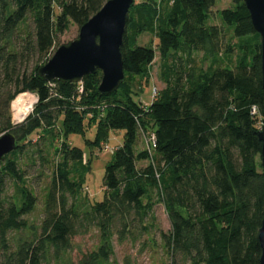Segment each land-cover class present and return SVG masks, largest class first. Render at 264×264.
<instances>
[{
    "label": "trees",
    "instance_id": "1",
    "mask_svg": "<svg viewBox=\"0 0 264 264\" xmlns=\"http://www.w3.org/2000/svg\"><path fill=\"white\" fill-rule=\"evenodd\" d=\"M106 1L0 0V135L9 132L16 140L15 150L0 159V264L57 263L71 238L90 227L99 231L100 245L76 264H112L113 237L119 243L143 240L145 249L156 232L164 264H259L264 174L256 132L264 98L260 37L243 0H232L219 18L233 26L236 38L255 39L238 47L252 49L249 61L243 52L231 67L220 59L233 47L223 43V26L208 24L215 0H134L120 47L124 81L115 93H98L99 71L80 83L39 77L69 26L80 28ZM142 34L155 38L154 48L137 45ZM156 51L164 88L144 105L133 86L148 84ZM195 53H203L207 69L190 66ZM23 93L37 102L13 126L9 105ZM116 131L123 132V142L105 166L103 199L79 209L75 202L84 181L71 175L77 167L87 172L91 158L83 164L85 154L70 136L85 140L91 133L85 146L92 151ZM142 138L145 148L139 149ZM48 152L59 161L39 233L15 240L12 233L27 229L24 217L36 205L25 185L26 169L48 165ZM9 182L19 185L20 204L5 197ZM158 202L170 221L167 234L156 228ZM122 264L133 263L125 257Z\"/></svg>",
    "mask_w": 264,
    "mask_h": 264
},
{
    "label": "rangeland",
    "instance_id": "2",
    "mask_svg": "<svg viewBox=\"0 0 264 264\" xmlns=\"http://www.w3.org/2000/svg\"><path fill=\"white\" fill-rule=\"evenodd\" d=\"M142 0H136L139 2ZM233 7L232 0H215L214 6L212 8L211 16H209L208 24L211 26H223L225 32V41L224 45H230L233 47L232 52L228 57L222 55L220 59L225 63L224 65L232 66L240 53H246L248 61L251 57V48L247 49H238L243 42L251 41L255 43V39H251V35L242 38H236L233 34V26L223 25L219 18V13L222 10L229 9ZM79 34V27L76 25H70L69 29L60 37L59 47L62 45H67L70 42L77 39ZM260 44V39L258 40ZM137 45L154 48L155 47V38L150 34H142L137 39ZM51 58V57H50ZM210 63L208 60H203V53H195L191 57L190 66H193L197 69H207ZM140 81H136L133 86L134 96L139 98L144 105H149L153 101L154 94L164 88V85L160 81V58L159 54L156 51L155 58L150 66L149 70V81L148 84H138ZM27 94L30 97L35 99V95L31 93ZM22 95V94H20ZM136 100V99H135ZM137 100V101H138ZM32 106L31 112L34 108ZM30 112V113H31ZM9 113L11 117V124L13 126L20 125L15 124L13 120V114L11 111V103L9 105ZM29 113V114H30ZM27 118V117H26ZM25 118V119H26ZM36 137H34L35 141ZM91 140V133H88L85 137V140ZM84 138L77 136H70L71 145H74L77 148L83 150L85 158L83 159V164L87 163L89 155L91 158V164L89 170H86L77 167L74 168L72 172V179L74 181L82 179L83 186L82 190L78 195V199L75 202V205L79 209H82L86 206L93 205L97 202H100L103 199V189H102V178L104 174V169L107 163L111 160V155L113 151L120 147L123 142V132H111L109 134V139L107 143L101 146L100 149L89 151L86 149ZM58 144V142H57ZM55 144V146H57ZM21 145V143H19ZM145 148V141L142 138L139 149ZM48 160V165L40 166L39 162H36L34 167H28L26 169V178L25 185L26 187L35 195L36 205L33 211L24 217L27 229L19 233H12L13 239L17 240L19 238L25 240H33V234L39 233V228L41 222L44 218L43 214V205L45 201L46 191L50 182L51 172L54 170L53 165H55L59 160L58 157L50 155L48 152L46 155ZM21 162V167L22 163ZM147 165V162H140L139 167H144ZM86 166V165H85ZM71 168V167H70ZM72 169V168H71ZM5 197L13 200L16 204L21 203V195L19 191V185L9 182L7 184V189L5 192ZM154 216L156 219V228L160 229L163 233L167 234L170 231L171 225L168 219V216L165 212L164 206L162 203H156L154 209ZM153 243L149 244L145 249L142 247V241L132 244L128 241L119 243L116 237L112 238V256L110 257V262L112 264H122L125 257H129L133 264H164L167 262V259L164 257L161 249V240L156 232ZM145 240V239H144ZM99 231L95 227H90L84 234L77 235L70 240V250L63 255L61 261L57 263L54 260H51V264H76L84 254L91 253L97 250L100 245Z\"/></svg>",
    "mask_w": 264,
    "mask_h": 264
},
{
    "label": "water",
    "instance_id": "3",
    "mask_svg": "<svg viewBox=\"0 0 264 264\" xmlns=\"http://www.w3.org/2000/svg\"><path fill=\"white\" fill-rule=\"evenodd\" d=\"M134 0H108L101 9L79 28L77 39L56 49L37 74L44 81L80 83L96 71L101 73L100 95L115 93L124 81L120 54L126 19ZM253 30L260 37V71L264 98V0H243ZM261 142L260 163L264 174V118L256 132ZM16 148V140L6 132L0 135V159ZM257 239L260 247L259 264H264V216Z\"/></svg>",
    "mask_w": 264,
    "mask_h": 264
},
{
    "label": "bare ground",
    "instance_id": "4",
    "mask_svg": "<svg viewBox=\"0 0 264 264\" xmlns=\"http://www.w3.org/2000/svg\"><path fill=\"white\" fill-rule=\"evenodd\" d=\"M35 99L27 94L18 95L11 102V111L15 124L21 123L31 112Z\"/></svg>",
    "mask_w": 264,
    "mask_h": 264
},
{
    "label": "built area",
    "instance_id": "5",
    "mask_svg": "<svg viewBox=\"0 0 264 264\" xmlns=\"http://www.w3.org/2000/svg\"><path fill=\"white\" fill-rule=\"evenodd\" d=\"M252 113H255L254 110H252ZM151 142L154 143L153 137L151 138Z\"/></svg>",
    "mask_w": 264,
    "mask_h": 264
}]
</instances>
